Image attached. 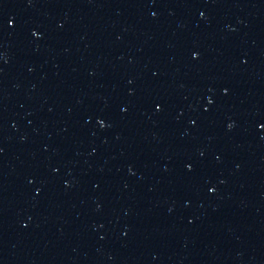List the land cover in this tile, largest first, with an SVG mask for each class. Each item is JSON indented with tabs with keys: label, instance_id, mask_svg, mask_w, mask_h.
<instances>
[{
	"label": "water",
	"instance_id": "1",
	"mask_svg": "<svg viewBox=\"0 0 264 264\" xmlns=\"http://www.w3.org/2000/svg\"><path fill=\"white\" fill-rule=\"evenodd\" d=\"M0 264H264V0H0Z\"/></svg>",
	"mask_w": 264,
	"mask_h": 264
}]
</instances>
